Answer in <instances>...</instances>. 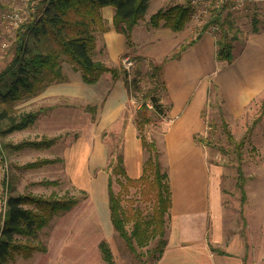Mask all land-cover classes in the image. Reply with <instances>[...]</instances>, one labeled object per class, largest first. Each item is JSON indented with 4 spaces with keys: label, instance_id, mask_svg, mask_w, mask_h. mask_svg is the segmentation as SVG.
Here are the masks:
<instances>
[{
    "label": "crops",
    "instance_id": "crops-1",
    "mask_svg": "<svg viewBox=\"0 0 264 264\" xmlns=\"http://www.w3.org/2000/svg\"><path fill=\"white\" fill-rule=\"evenodd\" d=\"M172 3L187 5V0ZM100 12L107 31L96 35L93 61L118 67L121 57L127 54L161 64L170 106L164 124L163 154L167 161L171 207L166 245L155 264H247L245 248H236L237 242L228 240L224 231L221 170L207 164L203 146L196 141L205 129L201 112L210 83L191 74L200 55L209 54L217 64L210 74L211 82L229 114L240 118L252 101L264 95V31L238 36L233 43V61L227 65L215 60L212 32L202 33L177 58H169L184 41L187 44L196 38L191 19L181 32L171 33L161 26L147 27L143 23L145 12L131 33L132 48L127 49L123 36L112 28L113 8L103 7ZM60 73L61 82L48 85L30 99L36 111H41L31 126H35L33 129L40 138L33 140L58 137L53 148L68 138L64 136L68 132L65 128L68 116L82 115L87 120L89 115L91 129L97 134L95 141H88L80 134L60 157L65 176L76 190L86 193L87 200L78 202L70 212L50 223L44 252H34L26 260L15 256L7 264H76L75 253L79 250L81 264H105L98 250L100 241L109 245L114 264H129L116 258L112 246L115 233L109 220L108 178L104 169L109 148L118 140L126 176L132 180L140 177L143 151L134 122L136 108L129 109L132 101L121 78L113 79L105 73L94 85H86L79 72L65 63ZM94 171L97 173L92 177ZM69 247L72 252L66 255Z\"/></svg>",
    "mask_w": 264,
    "mask_h": 264
},
{
    "label": "trees",
    "instance_id": "trees-1",
    "mask_svg": "<svg viewBox=\"0 0 264 264\" xmlns=\"http://www.w3.org/2000/svg\"><path fill=\"white\" fill-rule=\"evenodd\" d=\"M147 4L148 0H30L27 4V18L15 33L11 63L0 75V147L7 155L24 149L47 150L57 141L58 137L23 141L16 145L2 142L6 135L27 130L35 123L41 111L20 114L13 106L19 101L32 99L50 84L61 82L63 78L60 69L63 63L71 66L73 71L79 72L82 82L86 85H94L105 73L110 74L113 79L123 80L129 98H136L139 102L134 122L147 158L143 161L140 177L132 180L126 176L121 149L119 146L112 147L109 149V161L104 170L108 178L107 206L112 229L138 264H155L160 259L166 245L167 219L171 207L167 170L160 162L162 152L154 140L146 141L141 135L154 122V116H166L167 113L160 103V92L165 90L161 64L150 61L148 71L142 73L139 66L145 59L124 54L121 59L127 56L133 62L134 71L130 77L121 63L118 67H107L93 61L91 57L96 46V35L107 31L100 12L103 7L113 8L112 28L123 36L125 47L131 49V33L143 19ZM232 10L228 4L223 6L210 16L203 28H215V60L227 65L233 61V43L239 36ZM224 11L226 13L222 16ZM191 17L192 10L188 5L173 3L152 14L149 27L156 29L161 26L171 33H179ZM261 29L264 31V26ZM259 30L256 20H253L251 33H258ZM202 33L203 31L187 44L180 45L176 53L169 58H177L179 53L196 42ZM145 79L151 84L146 90L140 85ZM258 121L260 116L253 124ZM223 129L229 148L237 156L236 186L244 201L246 179L241 171L240 160V148L244 142L243 139L235 141L224 124ZM252 131L251 128L250 131L248 129L247 134ZM197 143L202 141L198 139ZM55 164H62V160L42 158L27 163L22 168L34 170ZM113 183L119 189L116 193L112 189ZM57 184L55 181L37 183L42 187H56ZM130 190L138 191L140 198L151 203L148 217H143L141 212L132 208L123 207V197L128 195ZM79 192L85 194L83 191ZM78 202L77 197L69 195H21L11 189L2 201L0 264H7L15 256L26 260L34 252H44V244L38 241L39 233L48 228L56 218L70 212ZM127 225H130L128 229ZM151 242H154L153 247L146 249ZM142 249H146L143 254L139 252ZM98 250L105 264H114L110 247L105 241L99 242ZM144 254L146 255L143 259Z\"/></svg>",
    "mask_w": 264,
    "mask_h": 264
},
{
    "label": "rangeland",
    "instance_id": "rangeland-1",
    "mask_svg": "<svg viewBox=\"0 0 264 264\" xmlns=\"http://www.w3.org/2000/svg\"><path fill=\"white\" fill-rule=\"evenodd\" d=\"M28 1L30 0H0V75L4 73L11 63L14 52L15 33L27 18ZM173 1L174 0H148V7L145 15L146 20H144L143 23L149 27L151 14H154L160 9L167 8L173 4ZM243 1L240 7L232 10L235 28L239 32L240 37L243 34L251 32L253 20H256L258 29L264 26V0ZM215 12L216 11L213 12L212 8L208 10L198 9L197 12L193 14L190 22L193 25V32L196 28L193 35L194 38L197 37L201 31H203V33L212 32V35L215 37L214 31L207 28L203 30L206 22L210 20L209 14ZM225 13L224 11L222 16H224ZM13 15H17V17L13 18ZM191 23L189 25H191ZM157 34L158 33H155V35ZM151 37L152 36H150V38ZM186 42L187 41H184L183 45H185ZM177 50L178 49L173 51L169 57L175 54ZM150 61L153 62L149 59L140 62L139 68L142 73L148 71V62ZM216 65L217 64H214L211 60L209 54L204 55V53H202L199 63L195 64L192 70L193 73L191 75L193 77H198L201 81L206 79V81L210 83L208 97L201 113L205 129L203 136L197 138L196 141L198 139L202 141L200 144L203 146L207 164H211L221 170L219 187L221 192V204L224 212V231L228 236V240L231 239L234 242L236 241V248L238 249L245 248L247 253V264H264V105L262 106L264 95L252 101L245 109V113H243L240 118L235 119L227 111V108L224 106L223 101L211 82L210 74L217 68ZM133 71L134 66L128 71L130 77H132ZM140 85L144 90L151 87L147 79L143 80ZM166 97L165 90L164 92H160V101L163 100V103H160L168 113L170 106H168ZM131 101L132 106L129 105V109L133 111V108H138L139 102L136 101V98L131 99ZM13 108L20 114L35 112L37 109L30 100L19 101L14 104ZM134 111L136 110L134 109ZM259 116L260 121L254 125L253 121ZM87 117L88 119L86 120V116L82 115L79 117L74 115L68 116L65 127L68 132L64 135L68 136V138L46 151L24 149L7 155L0 147L2 151V153L0 151V225L3 213L2 201L11 189H14L16 193L21 195L29 194L41 197H48L51 194L57 197L69 195L77 197L79 202L87 200L86 193L84 195L80 194L79 190H76L71 184V181L67 179L61 164L44 166L34 170H25L22 168L23 165L42 158L60 159L62 154L69 149L67 146L71 143H75L76 137L80 136V134H84L86 140L94 142L97 138V134L91 129L89 115H87ZM153 119L154 122L149 125L141 135L146 141L152 139L156 142L160 152H162L160 157L161 165L167 170V161L163 154V133L167 116H154ZM223 124L227 127L235 141L243 139L244 142L240 148L241 171L246 179L244 184V201H242V197L236 186L237 156H235V153L228 146ZM34 127L35 126L21 132L6 135L2 142L16 145L23 141H31L40 138L36 136L37 133ZM77 128H81L82 130H78ZM250 128L253 131L247 134V130L249 129L250 131ZM108 141L110 142V140ZM119 143L120 141L118 140L113 141L112 147L116 148V146H119ZM112 147L110 148L112 149ZM146 158L147 153L143 152V161ZM108 161L109 158L107 156V163ZM96 173L97 171L92 172L91 176H95ZM99 178L101 177L98 176L97 181H99ZM40 181H55L58 184L56 187H42L37 185ZM112 189L115 193L119 190L114 183ZM122 205L124 208H132L135 211L141 212L143 217H148L151 212V203L140 198L138 191L135 190H130V193L123 197ZM168 220L169 219H167V222ZM129 226L130 225H127V229ZM48 228L39 233L38 241L40 244L45 243V233ZM110 231L113 233L111 229ZM93 236H96L95 229ZM153 245L154 242H151L146 249L152 248ZM112 246L115 250L117 259L121 258V260L129 264H138L134 256L127 252L122 241L116 235L113 237ZM146 249H142L139 252L143 254V252H146ZM71 252L72 247H69L65 254L68 255ZM145 255L146 254H144L143 259ZM75 256L76 264H81L80 250L76 251Z\"/></svg>",
    "mask_w": 264,
    "mask_h": 264
},
{
    "label": "built area",
    "instance_id": "built-area-1",
    "mask_svg": "<svg viewBox=\"0 0 264 264\" xmlns=\"http://www.w3.org/2000/svg\"><path fill=\"white\" fill-rule=\"evenodd\" d=\"M243 2V0H187V5L192 10V14H194L195 12H197L198 9L208 10L212 8L214 12L220 10L223 6L227 4L231 7V9H237L243 4ZM214 14L215 13L209 14V17ZM16 17L17 15H13V18ZM210 30L214 31L215 28H211ZM121 65L126 71H129L133 66V62L127 56H124L121 59Z\"/></svg>",
    "mask_w": 264,
    "mask_h": 264
},
{
    "label": "bare ground",
    "instance_id": "bare-ground-1",
    "mask_svg": "<svg viewBox=\"0 0 264 264\" xmlns=\"http://www.w3.org/2000/svg\"><path fill=\"white\" fill-rule=\"evenodd\" d=\"M200 64H201V63H200ZM197 67H198V66H197ZM183 69H184V68H183ZM197 69H198V68H197ZM184 71H185V70H184ZM194 71H195V69H194ZM201 72H202V71H201ZM197 73H198V71H197ZM197 75H198V74H197ZM185 78H186V77H185ZM189 78H190V77H189ZM190 80H191V79H190ZM190 80H189V81H190ZM187 82H188V81H187ZM188 84H189V86H190L191 83H188ZM186 86H187V85H186ZM185 89H186V88H185ZM176 95H178V94H177V91H176ZM181 98H182V97H181Z\"/></svg>",
    "mask_w": 264,
    "mask_h": 264
}]
</instances>
